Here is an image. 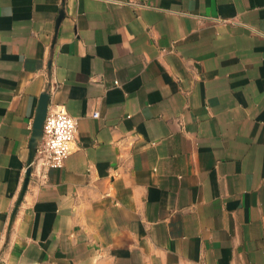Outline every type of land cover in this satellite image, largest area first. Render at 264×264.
Instances as JSON below:
<instances>
[{
    "label": "crops",
    "instance_id": "1",
    "mask_svg": "<svg viewBox=\"0 0 264 264\" xmlns=\"http://www.w3.org/2000/svg\"><path fill=\"white\" fill-rule=\"evenodd\" d=\"M0 264H264V0H0Z\"/></svg>",
    "mask_w": 264,
    "mask_h": 264
},
{
    "label": "built area",
    "instance_id": "2",
    "mask_svg": "<svg viewBox=\"0 0 264 264\" xmlns=\"http://www.w3.org/2000/svg\"><path fill=\"white\" fill-rule=\"evenodd\" d=\"M98 115L93 113V117ZM77 118L69 115L63 108L56 107L44 118L42 136L36 146L33 162L41 171L60 168L65 159L77 147Z\"/></svg>",
    "mask_w": 264,
    "mask_h": 264
},
{
    "label": "water",
    "instance_id": "3",
    "mask_svg": "<svg viewBox=\"0 0 264 264\" xmlns=\"http://www.w3.org/2000/svg\"><path fill=\"white\" fill-rule=\"evenodd\" d=\"M47 104H48V94L43 93L40 96V99L38 101L37 109H36L33 124H32V136H31L30 143H29V149H30L29 159L27 162V167L25 170L22 187H21L18 199L16 201L15 208L21 201L23 194L26 190L28 181H29L31 163L34 159L35 149L42 136V127H43V121H44L46 111H47Z\"/></svg>",
    "mask_w": 264,
    "mask_h": 264
}]
</instances>
